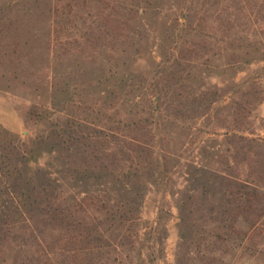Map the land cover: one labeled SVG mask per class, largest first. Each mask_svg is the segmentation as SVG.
I'll list each match as a JSON object with an SVG mask.
<instances>
[{
  "label": "rangeland",
  "instance_id": "rangeland-1",
  "mask_svg": "<svg viewBox=\"0 0 264 264\" xmlns=\"http://www.w3.org/2000/svg\"><path fill=\"white\" fill-rule=\"evenodd\" d=\"M67 2L0 0V124L29 146L45 141L26 171L40 169L69 208L59 220L44 203L17 214L0 264H264V217L254 227L234 212L231 184L249 169H235L230 140H264V0H97L60 34ZM137 3V19L105 39L112 8ZM192 9L209 43L188 41L182 56ZM178 91L200 113L176 109ZM155 106L147 168L141 148L134 164L93 165Z\"/></svg>",
  "mask_w": 264,
  "mask_h": 264
},
{
  "label": "trees",
  "instance_id": "trees-1",
  "mask_svg": "<svg viewBox=\"0 0 264 264\" xmlns=\"http://www.w3.org/2000/svg\"><path fill=\"white\" fill-rule=\"evenodd\" d=\"M67 1L65 11L61 14L60 20L57 21V33L60 34L70 28L74 21L83 18L84 11L97 0ZM118 7L121 9L120 5ZM118 7H113L110 14H108L105 39H110V34L115 32L119 35L120 33L117 32L118 26L130 25L132 21L137 19L138 14L145 9V7L139 8L138 3L131 4L129 7H124V9H127L125 10L126 13L121 14ZM118 14H120V17L124 16L126 20L123 22L122 18L117 19ZM114 16L116 18H113ZM185 19L187 20L186 25L181 29L184 32L186 40L182 45V56L187 53L188 48L186 45L188 41L199 48H206L209 43V36H207L203 29L204 19L200 18L198 12L193 9L190 10L186 14ZM183 98L186 97H183V93L178 91L176 109H179L181 112L191 111L200 113L198 112L201 111L199 102L191 101L190 97L187 98L188 100H183ZM156 112L160 113V108L155 106L153 107V111L148 113L150 117L135 119L126 124L125 129L122 130L125 131V145L121 147L120 152L104 149L100 154L92 156L93 165L105 168L107 162L113 164L120 161L116 160L118 155L134 164V160L128 154L129 152L135 153L137 152V148H141L145 152L144 155H146L143 160H140L141 167L143 169L147 168L151 163L150 158H152L151 143L153 139L151 137L152 128H150L152 124L151 119L154 118ZM61 139L64 140L62 137ZM163 140L165 141V138ZM230 140L235 149V169H238L244 162H247L249 169L248 180L244 181L239 178L240 175L235 170V181L231 184L233 187L231 194L234 196L235 204L234 212L236 216L241 215L245 217L255 227L257 222L264 217V140L247 138L237 134L232 135ZM44 143L45 141H32L31 145L41 149ZM32 146L20 141L18 137L0 124V214L2 217L0 218L3 220V223H0V233H3L5 224H11L10 220L17 214H20L22 210L26 209L29 211L39 203L45 204V213L52 219H62L69 212V208L63 206L61 203L56 204L58 196L51 188L52 181L50 178L41 173L40 169L37 170L35 178L30 177L27 173L26 169L29 168L30 164L38 163L37 156H34L35 150L32 149ZM74 146L73 141L65 142V148L69 151H72ZM67 219V223L65 224L70 229L78 230L80 225H82L80 222L73 220L72 215L69 218L67 217ZM84 230L86 231L87 228L81 229L80 232L83 233ZM86 233H88L86 234L87 236L90 235L89 230ZM87 249L89 248L87 247L85 250Z\"/></svg>",
  "mask_w": 264,
  "mask_h": 264
}]
</instances>
